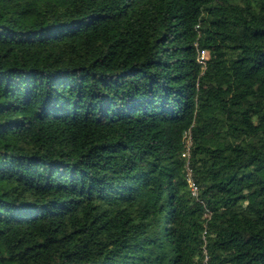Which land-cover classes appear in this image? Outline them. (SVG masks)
Instances as JSON below:
<instances>
[{
  "label": "trees",
  "instance_id": "trees-1",
  "mask_svg": "<svg viewBox=\"0 0 264 264\" xmlns=\"http://www.w3.org/2000/svg\"><path fill=\"white\" fill-rule=\"evenodd\" d=\"M205 249L264 264V0H0V264Z\"/></svg>",
  "mask_w": 264,
  "mask_h": 264
},
{
  "label": "built area",
  "instance_id": "built-area-1",
  "mask_svg": "<svg viewBox=\"0 0 264 264\" xmlns=\"http://www.w3.org/2000/svg\"><path fill=\"white\" fill-rule=\"evenodd\" d=\"M196 46L198 47L199 44L196 43ZM210 60H211V51L210 50H208V49H198V62L201 64V66H202L204 71L206 70V68L208 66V62ZM192 147H193V138H192L191 132L189 131L185 135V148H184V152H182V157L186 161V164H185V179H186V182L188 184L190 196L192 198L196 199V200H200L201 188H200L199 183L196 180L194 169H193L192 163H191ZM204 206H205V209H206L205 218L210 219L211 216H212V212L209 210V208L205 204H204ZM206 226H207V224H206ZM204 240H205V247H206L207 239H206L205 235H204ZM204 264H209V255H208V252H207L206 249H205Z\"/></svg>",
  "mask_w": 264,
  "mask_h": 264
}]
</instances>
